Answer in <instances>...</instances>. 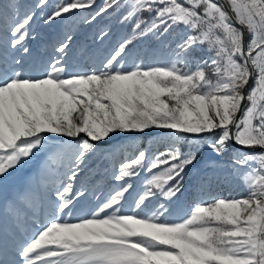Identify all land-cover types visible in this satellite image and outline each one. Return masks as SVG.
<instances>
[{
  "label": "snow or ice",
  "instance_id": "6c2138e0",
  "mask_svg": "<svg viewBox=\"0 0 264 264\" xmlns=\"http://www.w3.org/2000/svg\"><path fill=\"white\" fill-rule=\"evenodd\" d=\"M48 7L0 0V264H264V0ZM86 10L84 25L110 16L127 29L102 59L84 44L72 65L71 30L52 54L34 48L38 19ZM111 38L101 29L94 41ZM136 136L163 150L124 156L120 142ZM103 145L121 153L118 184ZM206 161L201 188L223 177L244 194L174 216Z\"/></svg>",
  "mask_w": 264,
  "mask_h": 264
},
{
  "label": "rangeland",
  "instance_id": "374dc122",
  "mask_svg": "<svg viewBox=\"0 0 264 264\" xmlns=\"http://www.w3.org/2000/svg\"><path fill=\"white\" fill-rule=\"evenodd\" d=\"M59 2V0H49V7L45 9V12H49L52 8ZM104 0H97V4H103ZM27 6L31 7L35 0H23ZM89 12L86 10L81 15L73 18L69 16L67 19L54 21L51 25H44L42 20L38 19L34 23V28L38 33V40L34 44V48L41 53L42 55L52 54V45L61 39L63 35L71 30L74 36V48L71 54L70 63L72 65H81L79 58V49L82 45L88 44L91 46L99 58L107 53L111 49L114 42L124 35L127 34L126 28H121L116 22L114 17H105L99 23L92 26L84 25L81 23L82 16H88ZM101 29H110L112 32V38L110 40H105L101 43L99 40L94 41L96 33ZM137 51L141 49L134 50L133 56H135ZM162 138L160 137H148L143 136L129 137L120 142L126 151L124 156H131L135 153L136 149L148 148L151 153L158 155L159 151L163 150ZM112 147L109 145H103L101 151L106 155L102 158L103 162L108 170V177L106 182H111L113 184H118V182L112 181V172L116 166H118L121 153L117 152L114 157L108 156ZM39 161H32L27 164L23 169L19 170L14 175L18 178L19 181L31 174L32 171L38 166ZM209 165L208 162L202 163L198 168L193 169L186 178V190L180 199L171 207L173 208V215L180 216L187 213L190 206L204 201L209 200L212 197H227L231 196H240L244 194L243 187L234 180H227L221 177L220 179H211L204 184V187L201 188L200 185L203 181V178L207 175L209 177L213 176V173L208 171ZM145 174H141V178H136L134 183L136 184L137 189L139 190L141 179ZM83 214V213H78Z\"/></svg>",
  "mask_w": 264,
  "mask_h": 264
}]
</instances>
